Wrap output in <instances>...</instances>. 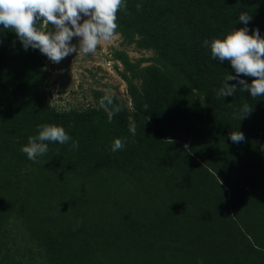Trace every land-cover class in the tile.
<instances>
[{"label":"trees","instance_id":"trees-1","mask_svg":"<svg viewBox=\"0 0 264 264\" xmlns=\"http://www.w3.org/2000/svg\"><path fill=\"white\" fill-rule=\"evenodd\" d=\"M259 3L258 9L264 15V0ZM256 7L255 0L235 3L171 0L166 7L158 0H145L141 12H132L142 17L141 33L158 49H171L176 53L185 78L204 92L206 101L215 112L206 118L204 124L199 122L184 111L182 101L172 89L162 86V80L155 79L145 84V98L136 108L134 135L127 130L119 113L111 123L105 114H76L71 124L62 127L78 142V149H72L70 141L54 153L59 148L52 147L53 150L51 146L58 143H49V151L36 161L29 160L21 147L26 143L27 122L34 123L38 119L35 110L41 94L42 68L36 52L29 47L25 50L16 34L0 25V167L5 169H0V229H3L0 231V260L22 259L25 264H55L52 253L56 251L59 257L62 256L58 264L134 263V258H129L121 250V246L129 242L128 236L104 241L105 246L100 252L98 245H94V248L89 247L90 255L84 256L88 249L79 258L75 255L77 245L88 247L92 233L94 237L97 230L108 232L110 226L107 224H111L110 219L114 218L118 229L114 234L142 219L148 222L140 233L144 239H150L149 235L157 227L163 228L166 233H152V242L145 248L158 244L162 248L158 252L161 257L171 252L175 262L264 264V238H258L235 210L239 198L248 191L242 188L239 195L236 193L235 185L239 180L238 173L231 166L230 152L233 149L229 145L225 149L216 146L220 143L215 139V136L220 139L221 128H216L214 121H221L224 114L222 104L227 112L239 111L244 104L250 105L253 98L248 91H241V86L236 87L231 96L216 95L215 90L224 82L229 83L225 80L226 75L235 76L236 73L229 61L213 60L210 50L203 46L205 39L226 33L223 22L227 16L238 20L241 13L251 15ZM172 8L176 11V18L172 15L169 24ZM250 21L248 33L252 34V30L258 28L264 38V24L255 17ZM170 39L175 43H170ZM29 75L34 76L36 83L32 90L27 89L23 81V77ZM257 98L263 99L264 96ZM43 123L56 125L57 122L44 116ZM13 138L18 141L17 146L9 143ZM117 138L126 141L125 147L113 152L111 144ZM10 147L12 150L7 152ZM151 148L161 155L148 159ZM242 151L245 155H242V165L249 164L241 166L239 174L247 177L251 162L258 160V168H261L260 161L264 156L255 158L251 151ZM263 184L259 187L261 192H264ZM86 186L103 190L102 196L90 201V191H81ZM78 191L84 194L81 201L85 206L76 196ZM111 191L124 192L122 202L125 204L139 200L140 214H136L135 219H123L125 215L121 212L125 209H115L117 200L109 201ZM106 201L113 203V211L103 206L108 204ZM101 202L103 205L97 209L99 214H94L92 205ZM202 205H206V209L201 208ZM263 215L262 210L259 211L260 221L264 219ZM101 216L109 219L103 223ZM214 224L218 227L216 230ZM22 227L30 237L27 240L21 237L22 241H17ZM203 235L206 240H202ZM21 242L27 251L25 255L17 254ZM237 245L243 254H247L244 261L235 256L233 248ZM2 246L7 249L3 250ZM43 252L51 255L47 263H42Z\"/></svg>","mask_w":264,"mask_h":264},{"label":"rangeland","instance_id":"rangeland-1","mask_svg":"<svg viewBox=\"0 0 264 264\" xmlns=\"http://www.w3.org/2000/svg\"><path fill=\"white\" fill-rule=\"evenodd\" d=\"M158 1L166 7L171 0ZM225 1L235 3L240 0ZM255 1L257 2V7L255 12L251 13V16L259 19L262 24H264V15H262L261 10L258 9L260 6L259 0ZM138 3L143 5L145 0H126L127 12L121 10L117 13L118 29L115 38L109 42L101 41L96 52L86 55L83 59H81L79 55L76 56V53H72L62 59L59 63H54L38 49L29 47L31 51L36 52L35 55L42 68L43 78L40 83V99L35 110L38 119L34 123L31 122V120L27 122L24 135L27 136L25 139L26 143L29 136L37 134V125L41 124V120L44 116L56 120V125L62 127L67 123L71 124L73 115L76 114L95 112L97 114L107 115L106 111L99 104L100 99L106 92L114 93L115 103L122 104L123 110L119 113V116L124 122L127 130L132 132V129L135 128L134 115L136 113V108L142 104V101L145 98V84L154 81L155 79L162 80V86L165 85L168 86L170 90L172 89L182 101L184 111L191 113L199 122L204 124L206 118L215 112L206 101L204 92L193 86L185 78L183 70L179 66L181 60L176 53L171 49L165 51L158 49L149 38L141 33L139 26L142 17L139 18V14H133L134 12H141V10L138 11L135 7ZM146 7H149V5H146ZM171 11L173 14L170 13L169 15V24H171L172 15L176 18L175 9L172 8ZM81 16L82 20L86 19V17H83V14H81ZM227 18L228 19H225L223 22V24H225L226 32L232 28L239 29L245 27L243 22L235 19L232 20L230 19L231 16L230 18L227 16ZM250 24L251 21L248 22L247 28H250ZM49 27H51V25H49ZM224 34L225 33L221 32L218 34V38H222ZM249 35H251V33ZM262 36L264 37V33H262ZM79 39V37H73L71 40V43L77 46V48ZM170 40V43H175V41H172L173 39ZM186 62H189V60ZM239 78L244 79L245 81H252L255 79L254 77L244 74H240ZM23 81L29 90L34 89L36 86L33 75L23 77ZM228 81V84H235L237 88L240 87L237 80ZM222 105L224 107V114L220 117L221 121L218 123L214 121L215 127L221 128L220 139L215 136V139H218V142L220 143L216 146L225 149V147L229 145L233 149L230 152L232 155L231 163H233L231 166L234 171L239 174L241 166L249 164L244 163L242 165L241 160L242 155H244L242 151L243 149L251 151L255 158L264 156V98L252 99L249 106H252L253 110L240 120L239 116L242 114L240 111L241 109L239 111L227 112L225 104ZM239 128L244 129L243 135L245 139L243 142L233 145V143L231 144L229 142L231 141L229 133L235 130L241 132V129ZM17 142L18 141L13 138L9 143L13 144V146H17ZM49 146H51V144H49ZM52 147H57L59 149L54 150L55 148ZM61 147L62 145L59 143L51 146L54 153H56L57 150H60ZM11 150L12 148L10 147L7 152H10ZM153 155H161V153L155 148H151L149 150L148 159L151 160ZM260 162L263 164L261 168H258V160H253L251 162V166L247 170L250 173L247 177H245L244 174H237L239 180L235 185L237 195L240 194L239 190L242 188H246V191L248 192L245 193L243 198H239V203L235 205V210L238 211V216L241 220L249 224L250 230H252L258 238H264V219L260 221L258 216V213L261 210L264 214V192H261L259 189L262 182L264 183V160H261ZM0 169L2 171L5 170L2 167H0ZM56 174L58 175V172ZM92 187L93 188L86 186L81 191H84L85 189L86 191H90L89 200L95 201L96 196H102L103 190L97 189L94 186ZM81 191H78L76 196L77 198H80L79 202L82 206H85V203L81 201L83 199L81 197L84 195H82ZM124 197V192L111 191L109 201H111V199L117 200V204L115 203V209H125V212H121L125 215L123 219H135L134 217L136 214H140L137 205L139 200H136L135 203L125 204L122 202ZM107 203L108 204L105 205H103L102 202L96 203V206L92 205L91 210L94 214H99L97 209L100 205H103L105 208H109L113 211V203L112 205L109 202ZM201 208L206 209V205H202ZM78 209H80V207ZM117 212H115V216H118ZM138 218L141 219L140 217ZM262 218H264V215ZM104 219V217H100V220H102L103 223L109 218ZM110 220L113 222L107 224L110 226L108 232L105 233L104 230H97L94 237L93 233L90 235L88 247H86V245H77L75 255L78 258L85 254L87 249L88 252L84 256L90 255L91 248L89 247L94 248V245H98V252H100L99 250H101L102 246H105L106 240L111 242L117 240L120 236H128L130 238V240L127 239L129 242H126L123 245L120 243V245H122V253L126 254L129 258H134V263L131 264H187V261L183 263H179V261L175 262L171 256V252L166 253L165 256L163 255L164 257L162 258V254L158 253L159 251H162V248L159 247L158 244H154L151 248H145L147 244L152 242L150 240L153 238L151 235L152 233L154 234L156 231L158 233L162 231L166 233L163 228L157 227V229L153 230L154 232L149 235L150 239L147 237L144 239L140 233L144 225L148 223L147 221L142 219V221H139L136 224H130L124 228H120L119 232L114 234V232L118 230L116 229L117 221L114 218ZM98 224H100V222H98ZM168 224L165 223V225ZM216 226V224L213 225L214 230L218 228ZM2 230L3 229H0V231ZM21 237L25 240L30 237L24 227L21 228V234L18 235L17 241H22V239H20ZM202 240H206L205 235H203ZM248 240L253 244V240L249 235ZM104 241L105 243H103ZM20 244L22 245L17 254L25 255L27 251L24 248L23 243L21 242ZM2 249L6 250L7 248L6 246H2ZM10 251L12 250L10 249ZM233 251L236 257L244 261V256L247 254H243L240 246H235ZM49 256L51 255L43 252L42 263H47ZM52 256L56 260L55 264H58L62 257H59L56 251L52 253ZM249 256L252 262H254L253 256L250 253ZM83 258L84 257L80 259ZM184 259H187V257ZM0 264L25 263L22 259H2L0 260ZM227 264H232V262Z\"/></svg>","mask_w":264,"mask_h":264},{"label":"clouds","instance_id":"clouds-1","mask_svg":"<svg viewBox=\"0 0 264 264\" xmlns=\"http://www.w3.org/2000/svg\"><path fill=\"white\" fill-rule=\"evenodd\" d=\"M135 7L139 11L142 4ZM121 10L127 12L126 0H0V25L14 32L25 50L38 49L52 62L59 63L72 53L83 59L95 53L101 41H112L118 29L117 13ZM81 14L86 19L82 20ZM251 18L248 13H241L238 20L245 27L232 28L222 38L205 39L203 46L210 50L213 60L230 62L237 75L227 74L225 80H237L241 91H248L255 99L264 96V38L258 28L248 34L247 24ZM73 37L80 38L78 48L71 43ZM240 74L255 79L248 83L239 78ZM215 91L218 97L231 96L236 92V85L224 82ZM99 104L106 111L109 123L123 110L122 104L115 103V94L111 92H106ZM144 108L147 110L148 105ZM252 110V106L244 104L239 120ZM132 132L134 135V128ZM229 138L233 143L245 139L243 133L236 130L229 133ZM70 141L72 149H78V142L63 127L43 123L37 125V134L28 137L21 151L29 160L36 161L49 151V143L63 145ZM125 143V140L114 139L111 151L122 150Z\"/></svg>","mask_w":264,"mask_h":264}]
</instances>
